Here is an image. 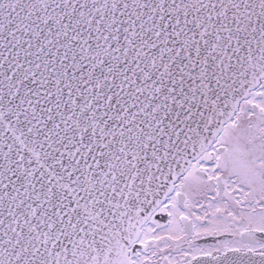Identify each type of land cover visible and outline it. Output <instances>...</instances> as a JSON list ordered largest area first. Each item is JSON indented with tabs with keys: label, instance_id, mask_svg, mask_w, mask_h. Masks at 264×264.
Listing matches in <instances>:
<instances>
[{
	"label": "snow or ice",
	"instance_id": "1",
	"mask_svg": "<svg viewBox=\"0 0 264 264\" xmlns=\"http://www.w3.org/2000/svg\"><path fill=\"white\" fill-rule=\"evenodd\" d=\"M0 264H264V0H0Z\"/></svg>",
	"mask_w": 264,
	"mask_h": 264
}]
</instances>
